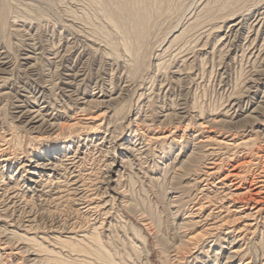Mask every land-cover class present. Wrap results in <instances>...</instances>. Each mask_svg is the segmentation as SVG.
<instances>
[{"label":"rangeland","instance_id":"374dc122","mask_svg":"<svg viewBox=\"0 0 264 264\" xmlns=\"http://www.w3.org/2000/svg\"><path fill=\"white\" fill-rule=\"evenodd\" d=\"M85 1H6L10 5V8L8 5L9 17L7 16L8 20L3 25V29L0 27V57H4L1 67L5 66L4 70L6 69L3 72L5 77L0 74L6 78L4 85L0 84V91H7L0 95V148L1 146L6 147L5 150L9 153L10 160L8 164L6 162L3 164L4 162L0 161V180L5 182L7 174L12 173L18 162L26 157L50 152L73 158V174L80 182L77 183V190L75 189L74 192L72 183L66 182L69 174L67 170L64 172L63 169L59 172L61 173L59 182L55 185L53 183L49 187L58 190L54 194L50 191L33 195L25 190L22 183H19L16 203L6 209L1 206L3 203H0L1 223L4 226L13 224V228L18 233H23L22 229H24L27 235L41 241L42 236L47 238L53 230L64 235L66 228L84 230L91 225L99 226L103 220L104 222L108 220L102 207L103 201L108 199L110 193L105 178H107L110 159L115 157L113 155L119 151L112 139L116 136L122 139L130 136L132 143L139 142L138 146H141V151L137 153L134 160H130L126 170L122 173L119 187L123 198L108 201L111 202V206L108 205L110 207L109 215L111 222L115 224L114 228L117 230L121 228L117 232L121 238H124L125 234L131 235V227L141 229L142 235L147 238L150 259L148 264H164L161 261L167 258V255L166 253L162 255L157 246V240L161 238L165 242H171L176 225L185 219H192L191 221H195V223L182 229L181 235L183 234L184 240L191 237L198 238H196L197 243L189 245V254L197 250L198 247L211 243L206 254H213L214 251H217L216 255L219 258L223 250L237 247L245 264H264V108L259 109L254 119L243 117L247 100L251 105H255V101L259 100L261 92L264 90V61L260 62L259 57L254 61H248L245 57L240 58V56L233 59L232 54L228 53L226 48L221 49L220 52L212 51L207 54L208 56L204 55L201 50H194L193 41L196 35L189 33L183 38V43H185L183 47L188 49L186 52H189V56L193 58V61L189 62L190 64L178 61L179 64L175 63L174 66H177L173 68L175 57L171 53L173 48L180 45L175 42V46L169 53L159 55L162 65L158 68L154 66L153 58L157 53L155 47L165 37L164 35L170 29L168 27L174 26L181 20L180 23L185 22L187 13L193 11L199 2L198 0H180L183 3L181 2L177 12L174 10L175 14L172 13L164 21L166 24L164 25L169 26L165 29L163 25L164 28L161 26L158 28L159 30H153L156 35L151 36L144 55L140 56L141 61L139 59L138 68L132 79L129 80L131 83L129 82L125 86L126 88L122 87L123 77L127 75V65L124 67V71L122 67L116 68L114 64H109L104 60L107 55L105 52H109L106 50L108 44L98 40V45L97 39L93 40L94 37H101L106 42L116 40L120 43V34L117 31L113 30V33L109 30L108 32H111L112 35L100 36L95 27H102L107 22H105L99 4L97 5L95 0ZM207 1L213 7H217L220 3L225 4L232 0ZM239 1L242 2V5L238 6L242 14H247L248 11L264 2V0ZM30 6L31 8H27V10L26 7ZM34 6L36 7L34 8ZM10 10L12 13L9 12ZM27 11L29 14L31 13L30 16L25 13ZM199 12H197V19L201 23H199L201 28L199 31L207 30L209 27L206 33L209 32L207 37L210 42L209 46L207 44L204 47L210 50L214 35L217 33L216 30L223 31V28H213L220 23L219 18H214L216 15L206 16L201 14V11ZM36 13L38 14L36 15ZM23 15L25 18L22 17ZM13 18L24 20L31 26L29 28L22 27L23 30L20 29L17 32L10 26V21ZM88 18L90 19L88 20ZM68 22L71 23L70 26ZM102 29L107 28L102 27ZM78 30L81 34L78 33ZM191 41L193 43H190ZM86 43L90 46L93 43V45L90 47ZM92 47H95L96 53ZM50 48L64 52V56L56 63H52L48 59ZM30 50L36 53V67L31 69L27 68L21 59L23 53L30 52ZM263 54L264 50H262ZM261 66L262 71L260 70L256 74L257 69H260ZM172 69H175V73ZM252 72L258 79L255 81L254 87L246 92L245 80L251 77ZM42 85H47L48 89L43 90L41 101L48 100L46 103L52 114L56 113L59 108V111L61 109L66 115H73L72 118H80L82 124L88 123V125H80L75 128L76 130L72 129L73 133L68 140L53 138L54 134L47 132L44 128L38 129L37 132H35L36 130L32 132L27 130L23 123L17 119V111L20 105L30 99L29 97L38 95ZM121 87L122 93L120 92L121 96L117 101L113 103L100 101L107 99L108 91H118ZM136 90L144 92L142 96L144 99L137 95ZM131 93L133 94L131 95ZM230 98L238 101L236 109L228 107L227 103ZM82 99L84 100L81 101ZM107 107L115 111L116 115L112 114L111 119L105 115ZM135 114L141 121V124L138 123L141 127L137 131L138 136L132 134L127 126V117L134 118ZM209 115L222 118L223 122L211 123ZM68 119L65 116L59 117L62 124H68ZM95 124L101 126L99 135L95 133L98 131L89 127V125L96 126ZM10 132L13 136H11V141L2 145V134L8 133L6 136L9 137ZM106 133L108 134L104 141L97 139ZM161 135L164 138L154 139ZM231 137L236 139V142H240L242 138L251 140H248L249 142L246 144L231 146ZM122 199L123 201L127 200V205L121 201ZM120 201L123 204H120ZM129 203L131 204L128 205ZM99 229H101V225ZM7 238L0 232V264H31L28 261L25 248L17 249L20 246L19 240ZM212 240H215L214 244ZM43 244L47 243L43 242ZM27 246L28 249H31L29 245ZM55 249L61 250V256L64 258H62L63 262L61 260L57 264H76L77 261L72 260L75 257L74 252L71 251L72 255L70 250L67 251L68 248L62 247V250L60 246ZM169 260L168 263L175 264L174 260L171 258Z\"/></svg>","mask_w":264,"mask_h":264},{"label":"bare ground","instance_id":"6f19581e","mask_svg":"<svg viewBox=\"0 0 264 264\" xmlns=\"http://www.w3.org/2000/svg\"><path fill=\"white\" fill-rule=\"evenodd\" d=\"M7 0H0V27L2 28L5 22L8 20V5ZM9 1V0H8ZM22 1V0H21ZM27 1V0H25ZM49 1V0H48ZM72 1V0H71ZM74 1V0H73ZM85 1V0H84ZM91 1V0H90ZM89 1V2H90ZM96 4H99V7L101 9V14L103 15V18H105L106 25L104 24L102 27H105L107 29L103 30L100 26L99 28L95 27V30L100 34V36L106 35H112L111 32H108L111 30L113 32L117 31L119 32L121 41L116 42V40L112 41H105L103 38H93V40L97 39V41H104V43L108 44V47L106 50H109V52H105L104 59L109 64H114L116 68L122 67L124 70V67L127 65V75L126 77H123L124 84L122 87H125L127 84H129V80L132 79L134 76V73L136 72L138 68V61L141 58L140 56L144 55L146 48L148 47L149 40L153 33V30H159L161 26L165 24L164 21L167 17H169L173 11L177 12L178 7L181 6L180 0H95ZM199 2L195 6V9L192 11H189L186 16L185 22H177L174 26L168 27L165 26V29L168 27L170 28L167 32L163 40H160L161 42L155 47V50L157 53H155L154 59V66L157 68L162 65L160 56L166 52L169 53L170 50H172V47L175 46L174 43L180 44L173 48L172 53L175 57L174 63L172 64L174 66L175 63L179 62H185L189 63L193 61V58L189 56V52H186L187 48H184L183 45V38L189 34L192 33L196 35L195 40L193 41V48L194 50L202 51L204 55H207L208 53H212V51H219L223 48H226L227 52L232 54L233 59L236 58V56H240V58L245 57L248 61H254L259 57V61H264V54L262 55V50H264V2L248 11L247 14H242L240 12V1L239 0H232L229 3H220L217 7H213V5L209 4L206 0H198ZM242 1V0H241ZM251 1V0H249ZM20 2V1H19ZM37 2V1H36ZM42 2V1H41ZM52 2V1H50ZM86 2V1H85ZM213 2V1H212ZM253 2V1H252ZM15 3V2H14ZM13 3V4H14ZM18 3V2H17ZM24 3V2H22ZM29 3V2H28ZM27 3V4H28ZM33 3V2H32ZM38 3V2H37ZM49 3V2H48ZM87 3V2H86ZM183 3V2H182ZM193 3V2H192ZM250 3V2H249ZM19 4V3H18ZM31 4V2H30ZM29 4V5H30ZM45 4V3H43ZM52 4V3H51ZM59 4V3H57ZM95 4V5H96ZM257 4V3H256ZM28 5V6H29ZM32 5V4H31ZM34 5V4H33ZM194 5V4H193ZM242 5V4H241ZM26 6V4H25ZM41 6V5H40ZM51 6V5H50ZM66 6V4H65ZM64 6V7H65ZM68 6V5H67ZM73 6V5H72ZM87 6V5H86ZM90 6V5H89ZM254 6V5H253ZM18 7V6H16ZM24 7V6H22ZM36 6H34L35 8ZM39 7V5H38ZM44 7V6H43ZM53 7V6H52ZM10 8V5H9ZM31 8L30 7H26ZM41 8V7H40ZM51 8V7H50ZM66 8V7H65ZM79 8V7H78ZM184 8V7H183ZM213 8V9H212ZM216 8V9H214ZM249 8V7H248ZM13 9V8H12ZM21 9V8H19ZM18 9V10H19ZM23 9V8H22ZM21 9V10H22ZM33 9V8H32ZM43 9V8H42ZM72 9V8H71ZM70 9V10H71ZM25 10V9H23ZM28 10V9H27ZM37 10V9H36ZM40 10V9H39ZM47 10V9H45ZM61 10V9H60ZM80 10V9H79ZM84 10V8H83ZM184 11V9H182ZM26 11V10H25ZM59 11V10H58ZM73 11V10H72ZM71 11V12H72ZM82 11V10H81ZM97 11V10H96ZM188 11V10H187ZM201 11V14H204L206 16H214L219 18V24L218 26H213V28H223L222 30H216L217 33L214 35V41L210 44L211 49L208 50L206 45L209 46V38L207 37L208 33H206L207 30L199 31V21L197 19V12ZM11 12V10L9 11ZM32 12V11H31ZM37 12V11H35ZM42 12V11H41ZM40 12V13H41ZM44 12V11H43ZM91 12V11H90ZM12 13V12H11ZM14 13V12H13ZM18 13V12H17ZM20 13V12H19ZM24 13V12H23ZM28 13L29 12H25ZM39 13V12H38ZM36 13V15L38 14ZM70 13V12H69ZM196 13V16H195ZM200 13V12H199ZM31 14V13H30ZM30 14L28 16H30ZM43 14V13H41ZM60 14V13H59ZM66 14V13H65ZM68 14V13H67ZM81 14V13H80ZM96 14V13H95ZM175 14V13H174ZM11 15V14H10ZM15 16V14H13ZM26 15V14H25ZM34 15V12H33ZM83 15V14H82ZM179 15V14H178ZM8 16V17H7ZM12 16V15H11ZM21 16V15H20ZM65 16V15H64ZM62 16V17H64ZM71 16V15H70ZM69 16V17H70ZM18 17V16H17ZM24 17V15L22 16ZM20 17V18H22ZM36 17V16H35ZM46 17V16H44ZM49 17V15H48ZM51 17V16H50ZM58 17H60L58 15ZM66 17V16H65ZM102 17V16H101ZM25 18V17H24ZM30 18V17H29ZM28 18V19H29ZM37 18V17H36ZM40 18V17H39ZM38 18V19H39ZM81 18V17H80ZM91 18V17H90ZM88 18V20L90 19ZM173 18V17H172ZM171 18V19H172ZM178 18V17H176ZM203 18V17H201ZM14 19V18H13ZM11 20L10 26L15 31L19 32L22 27H30L31 25L29 23H26L24 20ZM48 19V18H47ZM70 19V18H65ZM169 19V18H168ZM175 19V18H174ZM212 19V18H211ZM27 20V19H26ZM44 20V19H43ZM74 20V19H73ZM76 20V19H75ZM85 20V19H84ZM95 20V17H94ZM177 20V19H176ZM175 20V21H176ZM203 20V19H202ZM206 20V19H205ZM31 21V20H30ZM41 21V20H40ZM53 21V20H52ZM62 21V20H61ZM72 21V20H71ZM69 21V22H71ZM91 21V20H90ZM210 21V19H209ZM217 21V20H216ZM63 22V21H62ZM68 22V25L71 24ZM76 22V21H74ZM85 22V21H84ZM104 22V23H105ZM169 22V21H168ZM205 22V21H204ZM203 22V23H204ZM7 23V22H6ZM81 23V22H79ZM102 23V21H101ZM216 23V22H215ZM58 24V23H57ZM67 24V22H66ZM91 24V23H90ZM97 24V23H95ZM94 24V26H95ZM99 24V22H98ZM97 24V25H98ZM201 24V23H200ZM41 25V24H40ZM66 25V26H68ZM85 25V24H84ZM88 25V24H87ZM173 25V24H172ZM206 25V24H205ZM214 25V24H213ZM70 26V25H69ZM83 26V25H82ZM81 26V28H82ZM171 26V25H170ZM5 27V26H4ZM36 27V26H35ZM86 27V26H85ZM84 27V28H85ZM163 27V28H164ZM10 28V27H9ZM76 28V27H75ZM3 29V28H2ZM52 29V28H51ZM89 29V28H88ZM201 29V28H200ZM204 29V28H203ZM211 29V26H210ZM245 29V32H244ZM6 30V29H5ZM23 30V29H22ZM94 30V29H93ZM13 31V30H12ZM83 31V30H82ZM87 31V30H86ZM94 31V33H96ZM163 31V29H162ZM28 32V31H27ZM77 32V31H74ZM89 32V31H88ZM91 32V31H90ZM155 32V31H154ZM164 32V31H163ZM244 32V33H243ZM33 33V32H32ZM78 33L80 31L78 30ZM87 33V32H86ZM114 33V32H113ZM197 33V34H196ZM11 34V33H10ZM14 34V33H13ZM29 34V33H28ZM34 34V33H33ZM81 34V33H80ZM97 34V33H96ZM95 34V35H96ZM91 35V34H90ZM98 35V34H97ZM96 35V36H97ZM106 35H104L106 37ZM109 35V36H110ZM156 35V34H155ZM16 36V34H15ZM20 36V35H19ZM114 36V35H113ZM117 36V35H116ZM158 36V34H157ZM188 36V35H187ZM14 37V36H13ZM18 37V36H17ZM24 37V36H23ZM115 37V36H114ZM119 37V35H118ZM153 37V36H152ZM155 37V36H154ZM195 37V36H194ZM2 38V37H1ZM21 38V37H20ZM108 38V37H107ZM112 38V37H111ZM190 38V37H189ZM188 38V39H189ZM10 39V38H8ZM91 39V38H90ZM89 39V40H90ZM106 39V38H105ZM109 39V38H108ZM117 39V38H116ZM88 40V39H87ZM91 40V41H93ZM94 40V41H95ZM111 40V39H110ZM3 41V40H2ZM52 41V40H51ZM74 41V40H73ZM96 41V42H97ZM98 41V45H99ZM185 41V40H184ZM238 41L237 43H235ZM71 42V41H70ZM95 42V43H96ZM187 42V41H186ZM192 41L190 43H193ZM158 43V42H156ZM155 43V44H156ZM87 44V43H86ZM93 45V43H91ZM102 45V42H100ZM154 44V45H155ZM188 44V43H187ZM38 45V44H37ZM54 45V44H52ZM63 45V44H62ZM65 45V44H64ZM77 45H79L77 43ZM88 45V44H87ZM91 45V46H92ZM105 45V44H104ZM103 45V46H104ZM51 46V45H50ZM90 46V44L88 45ZM90 46V47H91ZM191 46V45H190ZM205 46V47H204ZM10 47V46H9ZM42 47V46H41ZM56 47V46H55ZM58 47V46H57ZM56 47V48H57ZM189 47V46H188ZM12 48V47H11ZM24 48V47H23ZM86 48V47H85ZM93 48V47H92ZM95 48V47H94ZM93 48V49H94ZM103 48V47H102ZM192 48V49H193ZM60 49V48H59ZM91 49V48H90ZM92 49V50H93ZM8 50V49H7ZM91 50V51H92ZM95 50V49H94ZM93 50V51H94ZM98 50V49H97ZM188 50V49H187ZM204 50V51H203ZM16 51V50H15ZM40 51V50H39ZM1 52V51H0ZM36 52V51H35ZM103 52V50H102ZM96 53V50H95ZM94 53V55H95ZM99 53V52H98ZM104 53V52H103ZM200 53V52H199ZM4 54V53H3ZM34 52L30 50V52L23 53L21 59L23 60L24 65L27 66V68H33L36 63V57ZM153 54V53H152ZM164 54V55H165ZM192 54V53H190ZM45 55V54H44ZM43 55V56H44ZM160 55V56H159ZM216 55V54H215ZM222 55V54H220ZM42 56V55H41ZM64 56V52H60V50H57L54 48L49 50L48 52V59L52 63H56L58 59L62 58ZM151 56V55H150ZM172 56V55H171ZM208 56V55H207ZM6 57V56H5ZM4 57H0V74H4L3 72L4 67L2 68L1 65H3ZM98 58V57H97ZM145 58V57H144ZM165 58V57H164ZM171 58V57H170ZM213 58V57H212ZM18 59V58H17ZM204 59V58H203ZM39 60V59H38ZM169 60V59H168ZM240 60V59H239ZM101 61V60H100ZM210 61V60H209ZM235 61V60H234ZM17 62V61H16ZM166 62V61H164ZM163 62V63H164ZM216 62V61H215ZM242 62V61H241ZM142 63V62H141ZM184 63V64H185ZM207 63V62H206ZM210 63V62H209ZM254 63V62H253ZM256 63V62H255ZM17 64V63H16ZM179 64V63H178ZM190 64V63H189ZM239 64V63H238ZM252 64V63H251ZM260 64V63H259ZM41 65V64H40ZM220 65V64H219ZM264 65V64H263ZM65 66V65H64ZM129 66V67H128ZM172 66V67H173ZM177 66V65H176ZM174 66L173 68H175ZM184 66V65H183ZM212 66V65H211ZM245 66V65H244ZM36 67V66H35ZM13 68V67H12ZM140 68V67H139ZM163 68V67H162ZM258 68L256 74L261 70ZM264 68V67H263ZM26 69V68H25ZM177 69V68H176ZM191 69V67H190ZM240 69V68H239ZM11 70V69H10ZM58 70V69H57ZM173 70V69H172ZM175 70V69H174ZM173 70V71H174ZM181 70V69H180ZM179 70V71H180ZM256 70V69H255ZM25 71V70H24ZM43 71V70H42ZM54 71V70H52ZM125 71V70H124ZM30 72V71H29ZM119 72V71H117ZM140 72V71H139ZM160 72V71H159ZM65 73V72H64ZM68 73V72H67ZM123 73V72H122ZM170 73V72H169ZM175 73V71H174ZM186 73V72H185ZM5 74H7L5 72ZM35 74V73H34ZM71 74V73H70ZM74 74V73H73ZM117 74V73H116ZM137 74V73H136ZM256 74L250 75L251 77L247 78L245 80V91H249L250 88L254 87L255 81H257ZM0 75V84L5 83L4 77ZM75 75V74H74ZM142 75V74H141ZM208 75V74H207ZM117 76H119L117 74ZM137 76V75H136ZM139 76V75H138ZM156 77V76H155ZM170 77V76H169ZM39 78V77H38ZM42 78V77H41ZM40 78V79H41ZM65 78V77H64ZM46 79V78H45ZM158 79V78H157ZM244 79V78H243ZM53 80V79H51ZM166 80V79H165ZM170 80V79H169ZM150 81V80H149ZM167 81V80H166ZM16 82V81H15ZM52 82V81H51ZM63 82V81H62ZM67 82V81H66ZM74 82V80H73ZM140 82V81H139ZM68 83V82H67ZM70 83V82H69ZM131 83V82H130ZM133 83V82H132ZM136 83V82H135ZM50 84V83H49ZM52 84V83H51ZM101 84V83H100ZM137 84V83H136ZM139 84V83H138ZM160 84V83H159ZM162 84V83H161ZM53 85V84H52ZM134 85V84H133ZM22 86V85H21ZM40 86V85H39ZM72 86V85H71ZM137 86V85H135ZM51 87V86H50ZM115 87V86H114ZM122 87L118 91H108L107 99L103 100L101 99V102L104 103H110L117 101L118 98L121 96L120 92L122 90ZM134 87V86H133ZM141 87V86H138ZM137 87V88H138ZM147 87V86H146ZM162 87V86H161ZM53 88V87H52ZM51 88V89H52ZM76 88V87H75ZM126 88V87H125ZM136 88V89H137ZM2 89V88H1ZM48 89L47 85L41 86V91L38 93V95H30V99L25 102L24 104L20 105L19 110L17 111V119L20 121V123H23V126L29 130V131H38L40 128L46 129L47 132H50L51 134H54L53 138H65L68 140V138L73 133L72 129L77 128L80 125H88V123L82 124L83 122L80 121V118H72L71 115H66L64 111H59V108L56 113L50 112L48 110L47 103L48 100H42L41 97H43V90ZM134 89V88H133ZM144 89V88H143ZM261 89V88H260ZM26 90V89H25ZM68 90V89H66ZM71 90V89H70ZM263 90V89H262ZM53 91V90H52ZM69 91V90H68ZM73 92V91H72ZM104 92V91H103ZM127 92V91H126ZM137 95L139 97H142L144 95L143 91L136 90ZM153 92V91H152ZM7 91L3 92L0 91L1 94H5ZM67 93V92H66ZM122 93V92H121ZM156 93V92H155ZM261 97H259V100L255 101V105H251V103L247 100L246 102V109L244 110L243 117L244 118H250L254 119L256 118V114L259 111L261 107L264 108V90L261 92ZM22 94V93H21ZM133 93H131L132 95ZM146 94V93H145ZM231 95V94H230ZM28 96V95H27ZM69 96V95H68ZM78 96V95H77ZM137 96V97H138ZM148 96V95H147ZM236 96V95H235ZM234 96V97H235ZM245 96V95H243ZM46 97V96H45ZM49 97V96H47ZM53 98V96H51ZM154 97V96H153ZM96 98V97H95ZM94 98V99H95ZM136 98V97H135ZM49 99V98H47ZM57 99V98H56ZM93 99V101H94ZM144 99V97H142ZM147 99V98H146ZM186 99V98H185ZM82 99L81 101H83ZM151 100V99H150ZM172 100V99H171ZM240 100V99H239ZM16 101V100H15ZM41 101V102H40ZM53 101V100H52ZM51 101V102H52ZM56 101V100H55ZM137 101V100H136ZM143 101V100H142ZM85 102V101H84ZM96 102V101H95ZM21 103V102H20ZM18 103V104H20ZM62 103V102H61ZM100 103V102H99ZM194 103V102H193ZM238 101L234 98H230L227 105L229 108H235L237 106ZM56 104V102H55ZM129 104V103H128ZM54 105V103H53ZM84 105V104H83ZM87 105V104H86ZM101 105V104H100ZM111 105V104H110ZM122 105V104H121ZM120 105V106H121ZM58 106V105H57ZM50 107V106H49ZM110 107V106H109ZM119 107V106H118ZM53 108V106H52ZM56 108V107H55ZM69 108V107H68ZM173 108V107H172ZM171 108V109H172ZM262 108V109H263ZM71 109V108H70ZM228 109V108H227ZM235 109H233L235 111ZM63 110V109H62ZM118 110V109H117ZM226 110V109H225ZM66 111V110H65ZM104 111V109H103ZM106 116L107 118L111 119V115L115 114L114 110L107 107ZM227 111V110H226ZM243 111V110H242ZM103 113V112H102ZM118 113V112H117ZM121 113V112H120ZM225 113V112H224ZM163 114V113H162ZM104 115V114H103ZM116 115V114H115ZM114 115V116H115ZM140 115V114H139ZM226 115V114H225ZM67 117L69 118L68 124H62L59 121V117ZM93 116V115H92ZM113 116V115H112ZM170 116V115H169ZM210 116V115H209ZM233 116V115H232ZM231 117V116H230ZM113 118V117H112ZM127 126H129V130L132 132V134H135L138 136V130L141 128L139 125L141 124V121L139 120V117L137 114H135L134 118L127 117ZM142 118V117H141ZM140 118V119H141ZM164 118V117H162ZM196 118V117H195ZM116 119V118H115ZM143 119V118H142ZM240 119V118H238ZM71 120V121H70ZM103 120V118H101ZM113 120V119H112ZM209 120V119H208ZM18 121V122H19ZM92 121V120H91ZM117 121V120H116ZM126 121V120H125ZM207 121V120H206ZM211 123H221L223 122L222 118H219L217 116H210ZM140 122V124H138ZM143 122V121H142ZM102 123V122H101ZM108 123H110L108 121ZM107 123V124H108ZM145 123V122H144ZM198 123V122H197ZM131 124V125H130ZM19 125V124H18ZM89 125L90 129H94L98 132H95L99 135L100 127L99 125L95 124ZM143 125V124H142ZM173 125V124H172ZM204 125V124H203ZM22 126V125H20ZM103 126V125H102ZM108 126V125H107ZM85 127V126H84ZM106 127V126H105ZM116 127V126H115ZM178 127V126H177ZM81 128V127H80ZM87 128V127H86ZM3 129V128H2ZM99 129V130H97ZM108 129V128H107ZM145 129V128H144ZM5 130V129H3ZM9 130V129H8ZM76 130V129H75ZM142 131V130H141ZM26 132V131H25ZM260 132V131H259ZM3 133V132H2ZM29 133V132H28ZM143 133V131H142ZM8 134V133H7ZM7 134H2V145L7 144V142L11 139L12 133H9V137H7ZM41 134V133H40ZM107 134L100 135V137H97V139H102L104 141L107 138ZM131 134V135H132ZM145 135V134H144ZM159 135V134H158ZM163 135V134H162ZM156 136L155 138H164L163 136ZM34 137V135H32ZM39 136V135H37ZM46 136V135H45ZM110 136V135H109ZM13 137V136H12ZM40 137V136H39ZM38 137V138H39ZM111 137V136H110ZM114 137V136H112ZM140 137V136H139ZM148 137V136H147ZM153 137V136H151ZM32 138V137H31ZM182 138V137H181ZM211 138V137H210ZM34 139V138H32ZM37 139V138H36ZM152 139V138H150ZM231 146H238L242 144H246L249 142L248 140L251 139H241L240 142H236L234 138H232ZM230 139V140H231ZM142 140V139H141ZM149 140V137H148ZM11 141V140H10ZM108 141V140H107ZM134 141V140H133ZM161 141V140H160ZM199 141V140H198ZM13 142V141H12ZM99 142V141H98ZM97 142V143H98ZM113 144L116 145V148L119 149L118 153L116 155H113L111 161L109 162V170L107 174V178L105 183L109 187L110 193L108 194V199L106 198L103 201V213L106 215L107 219L105 222L103 220V224L100 223L99 226L97 225H91L87 229L84 230H74L68 229L64 232L65 234L62 235L61 233H58L57 230H53L50 232V235L46 238L45 236L41 237V241H38L34 239V237H30L25 232L26 230H23V233H18L16 229L13 228V224H8V226H4L1 222L2 219H0V232L3 236L10 238H17V241L19 240V245L17 249H24L28 256V261L31 264H57L58 262L62 260L64 261L63 256H61V250H56V247H65L68 248L67 251L71 253L74 252V256L72 260L77 261L75 262L80 264H148L149 262V249L147 248V238L142 235V231L139 228L131 227V235L129 234H122L124 235V238H121L119 234L117 233L119 230L117 228L115 229L114 222H111V217L109 215L110 203L109 200L113 199H120L123 198L122 192L119 187V179L124 173V170H126V166H128L130 160H134L136 158L137 153L141 151V146H138L139 142L132 143L131 138L125 137V139H122L120 137L117 138L114 137L112 139ZM208 142V141H207ZM100 143V142H99ZM196 143V142H195ZM216 143V142H215ZM112 144V145H113ZM17 145V144H16ZM21 146V145H20ZM211 146V145H210ZM15 147V146H14ZM195 147V146H194ZM213 147V146H212ZM6 147L0 148V161L4 162L3 164H8L10 157H8L9 153L5 150ZM97 149V148H96ZM40 151V150H39ZM30 153V152H29ZM63 153V152H62ZM76 153V152H75ZM111 153V152H110ZM67 154V153H66ZM189 156V155H188ZM191 156V155H190ZM73 157V156H72ZM82 158V157H81ZM103 159V158H102ZM186 161V160H185ZM184 161V162H185ZM170 162V161H169ZM181 163H183L180 160ZM207 162V161H206ZM75 163V162H74ZM173 163V162H172ZM76 165V164H75ZM108 165V164H107ZM5 166V165H3ZM73 158L67 157L66 155H56L55 153L46 152L43 154L33 155L26 157L25 159L18 162L16 168L12 173L7 174L5 182H2L0 180V203H3L1 206H3L5 209L9 208L10 205H13L17 201V189L19 183H22L25 190L27 192H31L33 195H40L43 193H56L58 190L55 188H49L54 183L59 182V178L61 177L59 173L60 170H65L69 174V178L67 177L66 182L72 183L73 187L72 189L77 190V183L80 182L78 179L75 178V175L73 174ZM77 166V165H76ZM131 166V165H130ZM102 167V166H101ZM169 168V167H168ZM187 168V167H186ZM108 169V168H107ZM131 169V168H130ZM135 172V171H134ZM1 175V173H0ZM106 175V174H105ZM115 175V176H114ZM171 175V174H170ZM145 176V175H144ZM175 177V176H174ZM3 178V176H2ZM4 181V180H3ZM62 181V180H61ZM87 181V180H86ZM65 182V183H66ZM84 184V183H83ZM70 185V184H69ZM80 185V184H79ZM20 186V185H19ZM84 186V185H83ZM54 187V186H53ZM57 187V186H55ZM79 187V186H78ZM81 188V187H80ZM58 189V187H57ZM79 189V188H78ZM107 190V189H106ZM60 191V190H59ZM128 191V190H127ZM74 194V193H73ZM22 195V194H21ZM23 196V195H22ZM74 196V195H73ZM56 197V196H55ZM68 197V196H67ZM43 198V197H42ZM69 198V197H68ZM46 199V198H45ZM44 199V200H45ZM53 199V198H52ZM75 199V198H74ZM169 199V198H168ZM79 200V199H78ZM67 201V200H66ZM118 201V200H117ZM125 204L127 203V200L123 199L121 200ZM120 201V202H121ZM50 202V201H49ZM119 202V203H120ZM120 204H123V203ZM109 203V204H108ZM213 203V202H212ZM124 204V205H125ZM129 203L128 205H130ZM169 204V202H168ZM90 205V204H89ZM127 205V204H126ZM23 206V205H22ZM83 206V205H82ZM111 206V205H110ZM93 207V206H91ZM96 207V206H95ZM117 207V206H116ZM13 208V207H12ZM90 208V207H89ZM100 208V207H99ZM112 216V215H111ZM115 216V215H114ZM118 216V215H117ZM121 218L120 216H118ZM4 218V217H3ZM92 218V217H91ZM90 219V218H89ZM117 219V218H116ZM115 219V220H116ZM122 219V218H121ZM150 219V218H149ZM153 219V218H152ZM186 220V219H185ZM179 222L176 227L174 234L172 235L173 238H171V242H165L161 238H157V246L160 249L162 255L163 253H166L165 259H163L161 262L164 264H170L168 261L171 258V260L175 261V264L183 263V264H245L243 262L241 252L239 248L230 247L228 250H223L221 252L220 257L216 255V252L214 251L213 254H206V252L209 249V246L212 245L211 243H206L205 245H202L198 247L197 250L193 251L191 254L189 250L190 244H195L197 237H191L189 239L183 238V234L181 235L182 229L193 225L195 221L186 220V221ZM27 221V220H26ZM113 221V220H112ZM121 221V220H120ZM197 221V220H196ZM124 222V221H123ZM149 222V221H148ZM198 222V221H197ZM70 223V222H69ZM117 223V222H116ZM126 223V222H125ZM16 225V224H15ZM101 225V229L100 228ZM123 225V224H122ZM244 225V224H243ZM9 226H12L11 228ZM56 226V225H55ZM118 226V225H117ZM121 226V225H119ZM130 226V225H129ZM213 226V225H212ZM157 227V226H156ZM85 228V227H84ZM123 228V227H122ZM133 228V230H132ZM54 229V228H53ZM64 229V228H63ZM76 229V228H75ZM63 231V230H62ZM61 231V232H62ZM126 231V229H125ZM123 231V232H125ZM184 231V230H183ZM203 231V230H202ZM126 233V232H125ZM156 233V232H155ZM121 234V233H120ZM160 237V235H158ZM175 236V238H174ZM192 236V235H191ZM196 236V235H195ZM39 237V236H38ZM121 239H120V238ZM7 238V239H8ZM167 238V237H166ZM6 239V240H7ZM198 239V238H197ZM225 239V238H224ZM168 240V239H167ZM217 240V238H216ZM232 240V239H231ZM233 241V240H232ZM235 241V240H234ZM12 242V241H11ZM43 242H46L47 244H43ZM213 244L215 240L213 241ZM232 243V242H229ZM10 244V243H8ZM18 244V242H17ZM16 244V245H17ZM156 244V243H155ZM193 244V245H194ZM7 245V244H6ZM27 245L30 246L31 249H28ZM27 246V247H26ZM208 246L207 248H205ZM11 247V246H10ZM14 247V246H13ZM247 247V246H246ZM221 246L219 247V249ZM63 250V249H62ZM248 251V250H247ZM173 253V254H172ZM66 254V253H65ZM72 254V253H71ZM188 254V256H186ZM68 255V253H67ZM73 255V254H72ZM66 256V255H65ZM63 258V259H62ZM69 259V258H68ZM72 261V262H74ZM61 262V263H62ZM69 262V260H68ZM71 263V262H70ZM73 264V263H72Z\"/></svg>","mask_w":264,"mask_h":264}]
</instances>
